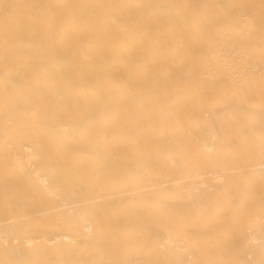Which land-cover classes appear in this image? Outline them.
Segmentation results:
<instances>
[{"label":"bare ground","instance_id":"1","mask_svg":"<svg viewBox=\"0 0 264 264\" xmlns=\"http://www.w3.org/2000/svg\"><path fill=\"white\" fill-rule=\"evenodd\" d=\"M0 264H264V0H0Z\"/></svg>","mask_w":264,"mask_h":264}]
</instances>
